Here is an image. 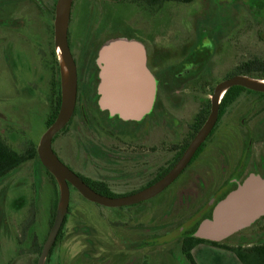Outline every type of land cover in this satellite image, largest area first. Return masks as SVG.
I'll list each match as a JSON object with an SVG mask.
<instances>
[{
  "label": "rangeland",
  "instance_id": "1",
  "mask_svg": "<svg viewBox=\"0 0 264 264\" xmlns=\"http://www.w3.org/2000/svg\"><path fill=\"white\" fill-rule=\"evenodd\" d=\"M121 2L75 0L74 19L78 15L81 20L87 16L90 22L96 24L93 28L100 25L103 43L118 36L136 38L147 48L167 50L170 63H177L190 53L188 62H184L182 67L187 63L202 64L208 60V73L205 74L204 69L200 85H203L202 81L213 85L227 71H245L243 68L246 63L264 59V43L258 35V32L264 31V25L243 0L165 1L148 8L124 0ZM49 10L52 11V6ZM34 25L36 30L30 28L25 32L27 39L0 29V135L16 150H21L30 141L37 146L56 100L58 76L61 83V67L52 25ZM73 34L70 33L71 47L77 57V36ZM250 69L251 72L262 73L258 63ZM202 87L195 94V99L200 100L204 96L201 107L205 109L211 88L205 89L202 95ZM183 101L181 127L186 129L192 118L191 113L197 110L192 109L195 101L192 88L187 90ZM248 104L249 99L245 96L239 99L231 114L221 121L218 131L220 137L228 139L234 134L236 143H239L238 129L234 123ZM156 127L155 134L160 138L159 142L163 141L166 132L161 129L164 126L158 124ZM96 134L100 135L89 130L77 115L68 128L59 133L53 146L59 152L58 156L73 170L95 178L106 175L118 192L121 190L117 188L119 184L114 187L113 183L123 178L110 169L132 173L134 165L107 166L98 159L87 160L80 145L92 138L94 142L114 147L118 151L130 152V145L126 144L127 137ZM166 142L165 139L162 143ZM255 146V153H259L264 144ZM160 161L163 158L156 157V162L162 163ZM192 184L190 182L181 188L186 192ZM57 191L60 193L59 185L55 186L51 177L34 160L23 162L13 174L0 180V193L5 198L0 202V264H36L38 250L32 249L34 256L27 255L26 250L29 251L33 237L35 245H43L49 233ZM162 197L163 193L144 204L110 208L90 202L76 191H71L69 216L57 244L54 246L51 243L52 254L47 253L46 257L50 256V264H122L125 261L129 264L136 261L140 264H190L181 253L180 239L173 231L165 230L162 234L155 232L156 235L161 234L155 237L154 233L143 232L138 228L159 223L156 218L162 208L156 211L154 208ZM184 203L177 198L178 213L171 219L181 216ZM145 204L149 211L139 216L130 215ZM163 214L167 216L168 212H161L160 217ZM83 226L91 230L89 234L80 231ZM190 227L185 225L180 234ZM132 239H142V242L151 246L139 250L126 248ZM88 240L92 241L91 246ZM262 241L264 218L227 239L230 244Z\"/></svg>",
  "mask_w": 264,
  "mask_h": 264
},
{
  "label": "flooded vegetation",
  "instance_id": "2",
  "mask_svg": "<svg viewBox=\"0 0 264 264\" xmlns=\"http://www.w3.org/2000/svg\"><path fill=\"white\" fill-rule=\"evenodd\" d=\"M243 1L252 8L256 17L261 18L264 25V0ZM55 3L56 0H0V29L12 31L14 34H18L19 38L24 39H27V34L25 32L30 28L36 30L34 24H41L44 27L51 24L53 30ZM256 3L258 5H256ZM51 6L52 11L49 10ZM5 10L8 12H4ZM80 22L79 18L74 19L73 16L72 20L68 22L69 24L67 28L68 44L76 69L75 106L69 120L55 133L56 136L54 139L52 138L51 143L54 152L56 154L59 153L53 146V143L59 133L66 130L77 115L80 116L83 124L89 130L94 134H100H96L97 136L107 135L110 137H127L128 143L126 144L130 145V152L123 150L118 151L114 147L94 142L92 138L86 143L80 145L81 148L83 147L87 160L98 159L107 166L123 165V167H125L129 164L134 165L133 170L131 171L132 173H125V171H119V169H110L115 175L123 178L119 182L113 183L114 187L116 184H119L117 188H121V190L118 192L112 187L108 176L105 175L103 177L95 178L82 175L76 169L73 170L57 154L60 160L70 168L81 179V181L85 183V185L101 195L108 197L130 195L154 184L157 180L167 174L207 120L211 110L212 96L215 87L219 83L235 75H243L246 76L247 79L264 82V59L256 62L261 66V69L259 70H262V73H254L251 72V70H247L248 63L250 64V62H248L244 65L243 69L245 71H227L225 76L219 79L215 84L211 85L208 84V82L202 81L203 85H200V77L204 75V69H206L205 74L208 73V60L204 61L202 64L187 63L182 67L184 62H188L190 53L181 61L170 63L167 50H160L155 47H145L148 71L157 81L155 100L150 111L143 114L140 119L123 120L118 115H110L108 110L101 109L98 105L99 67L96 58L98 49L103 43L101 42L100 37L102 28H100V25H97L98 28H93L96 25L93 23L92 25L89 23V25L83 26L82 22ZM73 32L77 36L76 39L79 50L77 52V57H75V53L71 47L70 33L72 34ZM258 35L259 39L264 43V31L258 32ZM0 38H2L1 32ZM58 78L59 76L57 77V80ZM233 86L221 90L217 102V117L213 127L198 146L186 166L168 186L156 194L159 195L163 193V197L158 204L155 205L154 209L156 211L157 209L162 208L160 213L163 211L166 213L168 212L167 216L163 214L160 217L159 213L156 218V221L158 220L159 223H152L150 224L152 225L150 227L138 226L140 231L152 232L155 237L161 235L165 230L173 231L180 239L181 253L183 237L189 230L197 227L201 220L212 214L213 207L218 200L226 195L247 175L251 173L263 174L264 172V146L259 153H255V145L264 144V91L253 90L244 86L234 90L231 89ZM200 87H202V95H204L205 89L211 88L206 99L205 109H202L201 107L204 102V96H202V100L195 99V94H197ZM189 88H192V95L195 100L192 109L196 108L197 110L191 113L192 118L188 127L185 129L181 127V107L184 104L183 100ZM244 96L247 100L249 99V104L247 105L246 110L239 114L237 120H235L236 124L234 123V125L238 129L239 135V143H236L234 134L232 135V138L228 137V139L222 138L218 135L219 125L224 117L231 114L233 107L239 99ZM259 104L260 106H258ZM158 124L164 126L161 130L166 132L163 139V141H165V139L168 141L166 143H162L163 141L159 142L160 138L155 134L158 129L156 125ZM156 157L163 158V161H160L162 163H157ZM35 162L37 163V161ZM106 169H108V167H106ZM190 182H193V184L186 189L185 192L181 186L189 185ZM57 183L58 182L56 181L55 186L59 185ZM173 184L174 186H171ZM68 186V206L62 224L54 237V246L57 244L56 242L61 234L62 227L69 216L71 191H76L82 196L72 184L69 183ZM57 193V199L59 201L60 193L58 191ZM177 198H179L181 203L185 201V207L181 209L182 213L178 219H171L172 216L178 213L176 207ZM147 200L132 205L115 207L101 205L90 200L88 201L105 207L119 208L123 206L130 207L144 204ZM149 210L150 209L145 204L140 210H136L135 212L130 213V215L139 216ZM185 225L191 227L183 234H180L184 231ZM51 226H49V230ZM151 229L153 230L151 231ZM80 231L89 234L91 230L87 226H83ZM155 232H160L161 234L156 235ZM32 240H35L34 237ZM141 240L133 241L132 239V243L127 245L126 248L139 250L151 246L148 245L147 242L144 243L142 242L143 240ZM87 242L90 246L92 245L91 240H88ZM42 247L43 245H41V249ZM52 248L53 247L50 245L47 252L48 255L52 254ZM26 254L28 255V250H26ZM49 259L50 256H47L43 263L50 264ZM37 261L38 258L36 259V264ZM122 264H129V262L125 261ZM134 264H140V262L136 261Z\"/></svg>",
  "mask_w": 264,
  "mask_h": 264
},
{
  "label": "water",
  "instance_id": "3",
  "mask_svg": "<svg viewBox=\"0 0 264 264\" xmlns=\"http://www.w3.org/2000/svg\"><path fill=\"white\" fill-rule=\"evenodd\" d=\"M65 2L66 0H56L53 35L55 46L61 50L67 62L70 85L65 96L61 85L62 97L57 115L37 144V153L41 162L53 175L43 161L42 151L61 180L64 199L62 208L59 209L60 192L56 216L41 249L37 264H43L49 247L62 224L69 201V183L86 199L105 206L132 205L147 200L163 190L178 176L210 132L217 117V102L222 89L241 85L249 89L264 91V85L251 83L243 75H235L222 81L215 87L207 120L167 174L154 184L130 195L108 197L98 194L85 185L60 160L51 143L54 134L69 120L76 100L75 63L67 39L68 23L65 26L62 20ZM96 62L99 67L98 105L101 109L108 110L110 115H118L123 120H138L143 114L150 111L155 100L157 81L148 71L145 45L139 39L118 36L105 41L98 49ZM54 178L56 179V177ZM262 216H264V172L263 174L251 173L214 205L211 217L201 220L193 235L211 241H223L248 228Z\"/></svg>",
  "mask_w": 264,
  "mask_h": 264
},
{
  "label": "trees",
  "instance_id": "4",
  "mask_svg": "<svg viewBox=\"0 0 264 264\" xmlns=\"http://www.w3.org/2000/svg\"><path fill=\"white\" fill-rule=\"evenodd\" d=\"M113 1L121 2L123 0H113ZM124 1H128L136 5H141V6L148 8V7L158 6L165 1H177V2L187 3L193 0H124ZM74 3H75V0H71L68 22L72 20V17L74 16V12H76L74 11V7H75ZM78 18L82 22L83 26L89 25V23H91L90 25H92V22L89 21L87 16H85V19L81 20L78 15ZM254 64L255 63L248 64L247 70L250 71L251 70L250 68H252L251 66ZM239 88H242V87L233 86L231 89L237 90ZM61 93H62L61 83H60V78H58L57 88H56V100H55V103L52 105L51 113L48 115V118L46 120V128L53 123L57 115V112H58V109L61 103V97H62ZM55 136L56 134H54L53 139L55 138ZM36 147H37L36 144L30 141L21 150H16L12 148L0 135V180H3L4 178L13 174L16 168L19 167L23 162L34 159L35 161H37L39 166L42 167L45 170V172L51 177L53 183L56 184L54 176L50 173L47 167L41 162L38 156ZM236 186H234V188ZM57 206H58V199L56 198L54 205H53V210H52V214L50 217L49 226H51L53 222V218L55 216ZM210 217L211 215H209L207 218H210ZM262 218H264V216H262L258 220ZM257 221H255L254 223H256ZM195 229L196 227H194L193 229L189 230L186 233V235L183 237V241L181 245L182 253L185 255L186 259L190 262V264H196L191 254V250L197 244H200V243H205V244H209L212 246H216L222 249L232 251L237 256V258L241 261L242 264H264V241L260 243H246V244H230L227 242L228 238L223 241H211L207 239L194 237L193 232L195 231ZM37 250L38 252H40L41 246H39Z\"/></svg>",
  "mask_w": 264,
  "mask_h": 264
},
{
  "label": "crops",
  "instance_id": "5",
  "mask_svg": "<svg viewBox=\"0 0 264 264\" xmlns=\"http://www.w3.org/2000/svg\"><path fill=\"white\" fill-rule=\"evenodd\" d=\"M107 1H111L113 3H122L113 0ZM4 199L5 198L3 197L2 193H0V202H2ZM32 241L34 242V240ZM33 242L30 246V250L28 251L29 256H34V251L32 249L36 250L37 247V245H35ZM191 254L196 264H242L232 251L205 243L197 244L191 250Z\"/></svg>",
  "mask_w": 264,
  "mask_h": 264
},
{
  "label": "bare ground",
  "instance_id": "6",
  "mask_svg": "<svg viewBox=\"0 0 264 264\" xmlns=\"http://www.w3.org/2000/svg\"><path fill=\"white\" fill-rule=\"evenodd\" d=\"M70 3H71V0H66L64 8H63L62 20H63V24L65 26H67V23H68V17H69V11H70ZM56 51H57L58 60H59L60 67H61L62 91H63V94L65 96L67 94V92H68L69 85H70L68 65H67V62H66L61 50L58 47H56ZM245 79L247 81L251 82V83H255V84H258V85H264V82H262V81H255V80L247 79V77H245ZM41 155H42L43 161L50 168L51 172L53 173L54 177H56V179H57V181L59 183L60 192H61V201H60L59 209H61L62 205H63V199H64V189H63L61 180H60L59 176L57 175V173L53 170V165H51V163L48 161V159L46 158L45 154L42 151H41Z\"/></svg>",
  "mask_w": 264,
  "mask_h": 264
}]
</instances>
